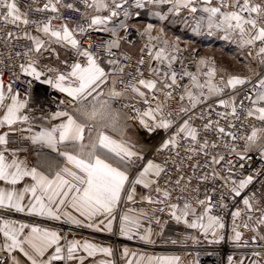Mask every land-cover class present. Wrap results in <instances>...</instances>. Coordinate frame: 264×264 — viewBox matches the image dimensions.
<instances>
[{
    "label": "snow or ice",
    "instance_id": "6c2138e0",
    "mask_svg": "<svg viewBox=\"0 0 264 264\" xmlns=\"http://www.w3.org/2000/svg\"><path fill=\"white\" fill-rule=\"evenodd\" d=\"M0 183V264H199L37 220L264 264V0H0Z\"/></svg>",
    "mask_w": 264,
    "mask_h": 264
},
{
    "label": "crops",
    "instance_id": "0c3cea01",
    "mask_svg": "<svg viewBox=\"0 0 264 264\" xmlns=\"http://www.w3.org/2000/svg\"><path fill=\"white\" fill-rule=\"evenodd\" d=\"M170 32L175 33L176 35H179L182 39V41H189V37H193V33L189 29H184L181 30L180 27H176L174 29H171ZM197 44L206 47V48H217L221 46H226L229 45L230 43L222 40L219 38V35H202V36H197ZM232 47L236 49L235 45L232 44ZM0 186H2V183H0ZM8 218L10 219H17V220H24V221H31L33 218L30 217H25L22 214H17V213H10L7 215ZM37 222L44 224L49 227H54V228H60L62 229V234H67L68 239H88L90 241H93L98 244H103L105 246L111 245L117 249V259H119V253L122 251V249L119 247V241L117 240L118 236H110L105 233H93L88 229H83V228H75V227H70L68 225H60L57 223H53L51 221H43V220H37ZM120 238V237H119ZM0 242H2V236H0ZM133 251H140V252H147L150 254H155V255H170V254H176V253H165V252H150L146 250H142L140 248H132ZM243 251H235L231 252V254H235L237 257H239L240 253ZM184 256V255H182ZM7 254H0V260H6ZM188 261L193 262V259L187 256H184ZM86 264H91L90 260H86ZM121 264H123V261H121Z\"/></svg>",
    "mask_w": 264,
    "mask_h": 264
},
{
    "label": "built area",
    "instance_id": "2783aa9c",
    "mask_svg": "<svg viewBox=\"0 0 264 264\" xmlns=\"http://www.w3.org/2000/svg\"><path fill=\"white\" fill-rule=\"evenodd\" d=\"M96 35V34H94ZM183 47V46H182ZM45 86L36 85V91L41 92L42 89ZM10 214V213H9ZM0 212V215H9ZM229 223H230V217L226 218ZM177 231L181 233L180 236L177 235ZM191 230L184 229L182 226L177 228L176 230L173 231H166V236L170 237L171 239H180L182 238L183 234L188 233ZM119 241V247L123 249V247H132V248H140L142 250L150 251V252H165V253H176L180 255H184L187 257H190L193 259V262L196 261L197 259L199 260V264H219L220 260H226L227 254H231V252L235 251H246V250H237L232 248L230 245H220V246H193L189 244L187 247H182L180 245H172L170 242L164 243L163 241L157 240V243L155 245H146L138 240H125L122 238H117ZM214 252V253H219V255H212L209 256L207 255V252ZM191 255H188V254ZM197 253H199V256H197Z\"/></svg>",
    "mask_w": 264,
    "mask_h": 264
},
{
    "label": "rangeland",
    "instance_id": "374dc122",
    "mask_svg": "<svg viewBox=\"0 0 264 264\" xmlns=\"http://www.w3.org/2000/svg\"><path fill=\"white\" fill-rule=\"evenodd\" d=\"M189 41H191V46L196 48L201 55H214L218 62L224 64L225 66L231 67L233 61L231 57L236 55L237 49L232 47V44L221 46L217 48H206L199 44H197V36L193 35V37H189ZM182 46H184L182 44Z\"/></svg>",
    "mask_w": 264,
    "mask_h": 264
}]
</instances>
